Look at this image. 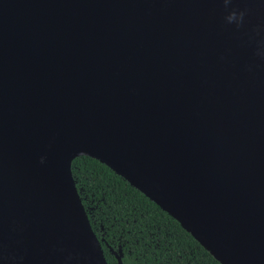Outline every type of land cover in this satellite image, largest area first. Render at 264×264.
Listing matches in <instances>:
<instances>
[{"label": "water", "instance_id": "1", "mask_svg": "<svg viewBox=\"0 0 264 264\" xmlns=\"http://www.w3.org/2000/svg\"><path fill=\"white\" fill-rule=\"evenodd\" d=\"M23 2L0 15V187L27 190L25 244L0 264H108L72 177L78 156L121 176L220 264H264V0H81L78 12L131 9L140 27L96 84L70 47L39 65L53 7ZM233 9L246 10L241 27L225 20ZM88 88L33 162L29 129Z\"/></svg>", "mask_w": 264, "mask_h": 264}, {"label": "bare ground", "instance_id": "2", "mask_svg": "<svg viewBox=\"0 0 264 264\" xmlns=\"http://www.w3.org/2000/svg\"><path fill=\"white\" fill-rule=\"evenodd\" d=\"M8 1H11V7L16 12L23 10V0H0V8H3L1 9V16L7 15V13H4L7 8L4 2ZM38 1L43 2L44 0ZM80 1L45 0L48 9L53 7L52 13L48 15L53 18L52 27L45 31L44 38L46 40L39 38L45 42L40 47H36L34 51L36 54L34 55L39 56L38 62L42 68L45 67L46 70H50L52 58L63 57L64 59L63 53L70 47L78 54L77 58L82 60L88 70L92 71L94 84H96L109 74L130 52L140 36V27L133 28L132 22H134L135 12L131 9H116V11H112L110 6L100 8L98 13L94 14L89 8L83 7L78 12ZM44 11H47V9ZM42 18L38 17V20H42ZM28 22V20L25 21V23ZM36 31L38 33V30ZM41 53L42 55H40ZM32 71H34L33 65L28 66L24 73ZM37 79V77L33 78L32 81ZM91 89L88 88L85 92L78 91L75 95L78 100L72 105L69 101V94L59 96L49 109L45 122L40 126L29 129L26 141L29 139L34 141L33 162L36 161L38 155L68 112ZM63 103L68 104L64 109L58 111ZM37 118L38 113L36 111L31 116V125L36 122ZM15 134L16 132L13 134L9 132L6 139L13 142V146L16 141L21 140L19 135ZM33 168L34 165L28 175ZM26 193L27 190L5 192L0 187V261L15 258L23 252L25 244L24 205ZM18 203L22 204L17 205Z\"/></svg>", "mask_w": 264, "mask_h": 264}, {"label": "trees", "instance_id": "3", "mask_svg": "<svg viewBox=\"0 0 264 264\" xmlns=\"http://www.w3.org/2000/svg\"><path fill=\"white\" fill-rule=\"evenodd\" d=\"M71 173L108 264H220L179 222L105 164L89 156Z\"/></svg>", "mask_w": 264, "mask_h": 264}, {"label": "clouds", "instance_id": "4", "mask_svg": "<svg viewBox=\"0 0 264 264\" xmlns=\"http://www.w3.org/2000/svg\"><path fill=\"white\" fill-rule=\"evenodd\" d=\"M231 2H232V0H223L225 7H227ZM245 13H246V10L237 11V10L233 9L225 17V20L229 24L235 23L237 27H241L243 24V21H244Z\"/></svg>", "mask_w": 264, "mask_h": 264}]
</instances>
